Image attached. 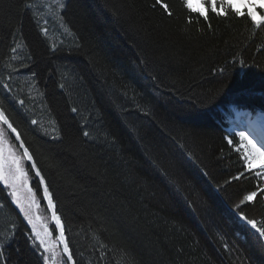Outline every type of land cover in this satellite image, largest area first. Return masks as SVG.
I'll return each instance as SVG.
<instances>
[{
  "label": "trees",
  "instance_id": "1",
  "mask_svg": "<svg viewBox=\"0 0 264 264\" xmlns=\"http://www.w3.org/2000/svg\"><path fill=\"white\" fill-rule=\"evenodd\" d=\"M35 2L0 0V77L76 264H264L232 213L256 181L225 184L241 170L225 140L233 110L264 111V31L211 13V29L188 25L181 0H167L171 18L153 0H64L60 28L42 23ZM234 57L255 66L242 75ZM8 199L0 191V238L15 234L9 264H44ZM245 211L264 217V199Z\"/></svg>",
  "mask_w": 264,
  "mask_h": 264
},
{
  "label": "snow or ice",
  "instance_id": "2",
  "mask_svg": "<svg viewBox=\"0 0 264 264\" xmlns=\"http://www.w3.org/2000/svg\"><path fill=\"white\" fill-rule=\"evenodd\" d=\"M240 2L241 6L236 7L234 0H181L183 8L187 12L186 23L188 25L199 24L202 19L211 29V13L224 20L233 18L246 20L252 27L253 35L264 31V0H240ZM25 7L31 8V5L26 4ZM60 7L63 9L66 4L60 3ZM150 7L154 11L159 10L163 16L168 18L174 15L167 0H153ZM193 16L196 17L195 20L192 19ZM202 30L197 29V31ZM42 31L46 36L47 29H42ZM12 51L15 52L16 49L13 48ZM254 66L243 58L237 60L234 57L232 61V67L234 69L238 67L242 75L245 74V70ZM216 71L224 74L227 70L221 67ZM8 80H11V73H9ZM0 90L5 92V98L12 92L10 83L3 82V77H0ZM229 91L235 93L236 86L234 85L233 89ZM18 102L23 107L24 100ZM72 111L76 112L77 109L73 108ZM145 115L148 113L145 112ZM237 116L238 118H248V126L240 130L233 128L225 136V140L231 150L238 155L241 170L225 181V184L248 178L256 181L251 190H246L241 194L239 201L232 208V213L240 227L256 236L260 247L264 248V217L257 219L249 216L245 211L247 207H254L264 199V115L258 118L260 123L253 120L252 113L246 110L238 112ZM31 124L35 125L37 121L32 120ZM83 135L89 137L90 133L84 131ZM176 147L181 160L197 164L198 158L184 144L177 142ZM153 166L159 167L154 161ZM197 166L199 165L197 164ZM202 175L207 177V171L202 170ZM0 185H3L0 187V191L10 189L8 192L9 205H15L19 209V214H22L23 220L26 221V227L30 226L27 240L32 249L40 254L39 259L47 264L48 241L53 238V233H55L57 245H62L63 248L64 264H76L66 237L65 223L58 210L57 200L54 198L51 182L38 166L34 154L30 150V145L25 142L18 127L10 119L7 109L2 104H0ZM217 191H219V186H217ZM41 202H44L47 212L50 213L51 225L39 215ZM14 240V232L12 235L0 238V264H9V257L5 255V249ZM225 248L227 249V245Z\"/></svg>",
  "mask_w": 264,
  "mask_h": 264
},
{
  "label": "rangeland",
  "instance_id": "3",
  "mask_svg": "<svg viewBox=\"0 0 264 264\" xmlns=\"http://www.w3.org/2000/svg\"><path fill=\"white\" fill-rule=\"evenodd\" d=\"M63 2H64V0H36L35 6H36L38 14L44 19L42 21L43 24H47L46 20H45V18H47V19H51V20L55 21V23H57V24H55V23L54 24L56 26L57 25L60 26V28H61L58 13L62 9L60 7V3H63ZM234 3H235L236 7L241 6L240 0H234ZM28 85H30V84H28ZM29 89H31V88H29ZM27 92L29 95L32 94V92L30 90H28ZM261 116H262L261 114L255 115V116H252L251 118L253 120L257 121L258 118ZM247 119L248 118H246V117H239L238 118V116L236 114L234 119H232V121L230 123L231 127L228 128V132H230L233 128L240 130L241 128L247 127L248 126ZM240 122H242L243 124H241ZM50 132L52 133V131H50ZM6 192H7V196H8V192H10V189L6 190ZM13 206L15 207V205H13ZM16 210L19 212V209L16 208ZM33 212H35V209H33ZM39 215L42 218H44L46 222L49 223L48 217L46 216L45 212L42 211L41 208L39 211ZM20 216L23 219L22 214H20ZM24 222L26 223V221H24ZM28 227L30 229V226H28ZM48 246H49V251H48V253H46V255L48 256L47 264H59V255L60 254L58 252V245H57L56 241L52 238L50 241H48Z\"/></svg>",
  "mask_w": 264,
  "mask_h": 264
},
{
  "label": "flooded vegetation",
  "instance_id": "4",
  "mask_svg": "<svg viewBox=\"0 0 264 264\" xmlns=\"http://www.w3.org/2000/svg\"><path fill=\"white\" fill-rule=\"evenodd\" d=\"M4 95H6L5 94V92L3 91V90H0V104H2L6 109H7V111H8V114H9V111H10V102L8 101H6L5 99H4ZM8 95L9 94H7V97H8ZM18 105H20V104H18ZM9 117H10V114H9ZM10 119H11V117H10Z\"/></svg>",
  "mask_w": 264,
  "mask_h": 264
},
{
  "label": "bare ground",
  "instance_id": "5",
  "mask_svg": "<svg viewBox=\"0 0 264 264\" xmlns=\"http://www.w3.org/2000/svg\"><path fill=\"white\" fill-rule=\"evenodd\" d=\"M241 124H243L242 122H240ZM257 123H260L259 119L257 120ZM246 128V127H245Z\"/></svg>",
  "mask_w": 264,
  "mask_h": 264
}]
</instances>
